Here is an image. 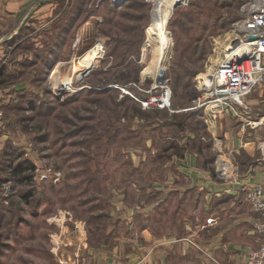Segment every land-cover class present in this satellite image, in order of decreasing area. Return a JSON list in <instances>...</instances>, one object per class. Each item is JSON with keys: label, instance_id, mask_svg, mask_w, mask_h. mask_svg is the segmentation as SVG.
<instances>
[{"label": "rangeland", "instance_id": "374dc122", "mask_svg": "<svg viewBox=\"0 0 264 264\" xmlns=\"http://www.w3.org/2000/svg\"><path fill=\"white\" fill-rule=\"evenodd\" d=\"M155 2L57 0L49 24L0 33V264H67L66 250L80 257L84 241L106 249L144 220L141 211L121 213L125 205L161 199L155 184L176 165L155 152L174 148L173 111L208 91L248 0L173 6L163 84L152 67ZM167 88L170 105L140 102ZM155 124L163 129L156 145L147 132Z\"/></svg>", "mask_w": 264, "mask_h": 264}, {"label": "crops", "instance_id": "0c3cea01", "mask_svg": "<svg viewBox=\"0 0 264 264\" xmlns=\"http://www.w3.org/2000/svg\"><path fill=\"white\" fill-rule=\"evenodd\" d=\"M56 5L57 0H0V33L29 21L49 24ZM244 98L233 112L218 104L196 112L185 107L173 111L174 148L169 144V154L154 155L157 161L170 158L176 165V171L162 173L165 185L154 179L161 199L155 205H140L139 210L125 205L121 213L141 211L144 218L138 223L139 215H133L139 224L134 234L114 232L118 236L107 242L112 243L106 249L84 241L80 257L65 249L66 263L244 264L245 252L260 244L242 187L259 183L264 192V82ZM153 126L147 132L153 131L149 140L156 145L163 129ZM219 150L237 164L238 180L217 176L212 152ZM207 218L212 221L206 223ZM161 226L166 229L159 231Z\"/></svg>", "mask_w": 264, "mask_h": 264}, {"label": "built area", "instance_id": "2783aa9c", "mask_svg": "<svg viewBox=\"0 0 264 264\" xmlns=\"http://www.w3.org/2000/svg\"><path fill=\"white\" fill-rule=\"evenodd\" d=\"M244 10L246 13L243 18L235 23V35L224 47L223 57L210 74L211 85L208 91L194 99V104L192 102L191 105L184 106L186 109L196 107L204 109L211 104H218L233 112L244 104V97L249 92L264 82V0H248ZM166 92L167 89L159 97L151 96L140 102L144 106H149L152 102L158 101L159 106H168L171 104L170 93L166 99H162ZM217 153L214 159L217 176L223 180H238L237 164L222 151L219 150ZM242 191L249 209L254 212L251 228L257 234L260 243L258 247L245 252L244 264H264L263 187L259 183L251 182L244 185ZM211 221L212 218L206 219V223ZM185 239L195 245L189 238Z\"/></svg>", "mask_w": 264, "mask_h": 264}, {"label": "bare ground", "instance_id": "6f19581e", "mask_svg": "<svg viewBox=\"0 0 264 264\" xmlns=\"http://www.w3.org/2000/svg\"><path fill=\"white\" fill-rule=\"evenodd\" d=\"M181 1L182 0H156V2L154 3L155 5L151 10L152 21L150 23V31H151V35L156 41V45H155L156 56L152 64V67L155 70V80L157 84L164 83L165 68L163 66H164V61L166 60V55L168 53L166 47L170 46L171 43V37L168 36L166 33L164 34L163 30L165 28L166 22H168V18L171 16L173 6L177 2H181ZM98 53H99L98 51L92 52L90 53V55H88V57L85 58V60L81 61V63L83 64L82 68H84L85 70L88 69L95 62V58H97ZM60 63L58 64L60 65ZM77 75H78L77 72H75L74 77L79 78V76L77 77ZM67 81L68 83H70L71 81H73V78L70 76ZM167 95H169L168 88L166 95L162 97V99H166Z\"/></svg>", "mask_w": 264, "mask_h": 264}, {"label": "water", "instance_id": "95a60500", "mask_svg": "<svg viewBox=\"0 0 264 264\" xmlns=\"http://www.w3.org/2000/svg\"><path fill=\"white\" fill-rule=\"evenodd\" d=\"M179 4V2H177L174 6H176V5H178ZM251 38H254V36H250Z\"/></svg>", "mask_w": 264, "mask_h": 264}]
</instances>
